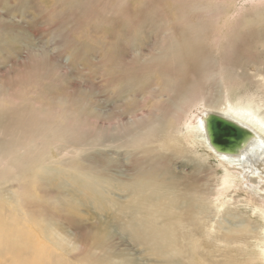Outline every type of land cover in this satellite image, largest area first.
Masks as SVG:
<instances>
[{
  "label": "rangeland",
  "instance_id": "rangeland-1",
  "mask_svg": "<svg viewBox=\"0 0 264 264\" xmlns=\"http://www.w3.org/2000/svg\"><path fill=\"white\" fill-rule=\"evenodd\" d=\"M227 101L251 102L264 117V0H0V105L9 109L0 118V147L31 145L26 159L35 162L25 172L27 182L34 183L36 202L46 196L51 204L45 221L29 218L15 228L24 240L12 228L6 231L17 250L0 248V264H20L34 239L27 232L37 233L39 242L52 225L69 242L59 251L71 264H157L130 238L127 217L115 213L112 222L137 176L133 165L143 161L141 171L162 179L187 177L185 186L198 180L216 203L223 167L206 148H188L171 132L174 114L185 135L190 114ZM137 128L143 138L130 133ZM141 146L150 153L138 154ZM44 153L52 161L48 173L37 167ZM145 160L164 161L149 167ZM76 175L84 182L76 183ZM102 177L109 188L96 187L95 178ZM21 185L14 183L5 200H18L16 209L30 200ZM219 200L222 213L211 210L205 225L230 230L241 223H224L231 213L257 226L263 237L264 204L253 208L237 187ZM203 226L194 230L202 246L222 249L215 238L202 236ZM97 236L104 243L95 248ZM56 241L43 239L46 249ZM246 247L254 250L253 244ZM89 251L91 259L85 257ZM52 261L43 258L41 264Z\"/></svg>",
  "mask_w": 264,
  "mask_h": 264
},
{
  "label": "bare ground",
  "instance_id": "bare-ground-1",
  "mask_svg": "<svg viewBox=\"0 0 264 264\" xmlns=\"http://www.w3.org/2000/svg\"><path fill=\"white\" fill-rule=\"evenodd\" d=\"M182 37H184V35ZM177 56H181V53ZM200 101L202 100L198 98V102ZM258 108V106L256 108L251 102L245 104H233L230 101H227V103L219 105L216 109H198V111L193 115L190 114L188 117L184 116L185 118L187 117L185 120V127L189 125L187 127L188 133L185 135H183L184 133H181L180 127H178V118L180 121V116L174 114L173 118L176 120L171 133H173L177 139H182L188 148H206L209 154L217 159L224 169V175L220 188L221 191L218 197H215L216 203L208 200V196H211V194L207 192V189L205 190L201 188L202 185H199L198 180L196 183H189L185 186L182 184V181L187 179V177H182L178 181H173L169 179V177L167 179H162L160 177H155L154 171H141L143 161L139 164L133 165L135 166L137 176L131 183L128 184L127 192L125 191L128 199L125 200L126 203L125 201L124 203H120L121 206H119L116 212L113 213L123 215L125 218L127 217L128 226L130 227L128 228L127 226V228L130 229L128 231L130 238H132V241L135 242V244H138V246H145V250H142L145 252V255H151L157 258L156 262L153 260L154 263L264 264V231H262L263 237H259L256 232L258 227L252 225L250 221L242 220L239 216L229 213V217L228 215L226 218V215L224 216L226 219L224 220V223H230L227 222V220H230L229 218H233L239 220L241 222L240 225L230 226V230H224L221 227H216L214 226L215 224L208 225L209 223H206L207 225H205L206 220H209L210 213L212 212L211 210L214 209L218 215L222 213L221 209L225 206V204L218 202L220 201L219 198H222L229 192H234L235 187H237L238 190L245 192V195L248 198V203H250L253 208L259 210L263 208L264 197L261 195V192L264 191V117L262 118L258 115L260 109ZM210 113L222 114L228 119L237 122V124L248 127L255 133V137L245 145L239 154L228 155L216 152L210 144L206 129V118ZM2 114L4 117L7 116L9 114V109L7 110L5 106L0 105V118ZM187 114L188 113H185V115ZM137 130L138 128L134 131H130V133L135 134L137 139L143 138L141 135L136 134ZM30 146L31 145L28 143L27 145L23 143L21 144V148H23L22 150H18L17 147H15L6 149L8 151H4L5 149L0 147V238L2 239L0 240V248L4 251H6L7 248H11L12 251L17 250L15 240L13 242L8 239L9 237H6L7 230L9 231L10 228H12L13 232L11 233H14L13 236L19 238L20 240H24V238L21 239L22 235L18 234L20 231L17 232L18 229L15 228L25 223L29 218L34 221H38L40 220L39 218H41V220L45 221V216L47 212H49V207L51 205L46 196H44V199L46 200L45 202L38 200V202H36V198L30 190V186H33L34 183L30 184V182H27L30 174L28 175L25 172L30 168V165L35 162V160L28 161L26 159L27 156L31 155L28 151V147ZM135 150L140 155L150 153V150L145 146H141ZM167 158L168 157H164L163 159L166 160ZM48 159L49 158L44 153V157L36 160L38 161L37 167L40 171L44 172L46 170V173H48L47 171L50 169L47 168L46 164L48 162H52ZM164 160H145L144 165L157 167L160 164L158 161ZM140 161L141 158L139 162ZM35 174L36 172H34L33 175L35 176ZM176 177L179 176L173 175L174 179H176ZM101 179H103V181H107V183L103 185V181ZM101 179L97 180L95 178L94 183L96 184V187H98V189H101L103 186L107 188L109 185L108 180L104 177ZM75 180L76 183H80L81 180L83 181L81 178L78 179L77 175L75 176ZM19 182H21L22 185L18 186V188L25 190L26 193L29 192L30 200L26 202L29 205H25L26 203L23 199L21 203L19 202L20 204H17L19 209H16L15 207L17 206L14 204L18 203V200L12 203L5 202V200L7 199V196L10 198L9 193L13 192L15 188L14 183ZM4 185L10 186L7 187L5 194L2 192V186ZM46 185L49 187V184ZM181 185L183 187H181ZM48 191L49 190H42L44 194ZM105 191L107 190L105 189ZM104 193L105 192L102 194L104 195ZM103 197L104 196H102V198ZM229 200L231 199L227 198V201ZM183 202H185V206L181 205ZM8 204L9 206L7 207ZM40 204H42V206H40ZM57 207L62 209L59 205ZM28 208H34L35 211L29 210ZM62 210H64V208ZM41 211L43 212L41 213ZM254 212L255 211L253 210V213ZM116 214L113 215L112 222L116 219ZM64 216H66L65 213ZM62 218L63 217L59 216V220H62ZM120 218H118V221ZM217 219L219 220L218 217ZM210 223H212V221ZM224 223L220 222L219 225L223 226ZM203 224L204 229H202V236L205 235V238H215L218 245H223L222 249L219 247V250H217V248H214L215 250H207L202 246L200 241L202 239L194 232V230L201 227ZM228 226L229 224L227 225V228ZM225 227L226 226H224V228ZM45 228L47 230L43 229V235L42 237H39L42 240L39 242L35 241V238L37 239V233L36 235L34 232L32 234L31 230L27 232L28 237H33L34 239H30L31 241L28 239L29 244L27 243L28 246L25 245L26 250L23 251L22 256L19 258V263L41 264L43 258L49 259V257H53V261L49 264H71L68 259L63 258L64 256H62L59 251L64 248L63 245L69 244L68 240L61 238L62 234L59 231L54 230V225H52V227L48 226ZM121 228H123V225H121ZM48 229L52 232L48 231ZM52 233H54L55 236H52ZM49 238L57 240L54 242L56 246L55 248H45L43 239ZM93 240L94 246L96 245L95 248L98 247L99 244L104 243V239L98 236L97 238H93ZM22 242H19V244ZM211 243H213V241ZM252 244L254 246V250H251V248L248 250V247L246 246ZM108 247H110V245ZM229 248L234 249L227 250ZM91 249L96 250L93 246ZM90 251L85 256L87 259L93 258V253ZM0 254H2L1 251ZM10 255L12 256V254ZM78 257L80 261L81 256L79 254Z\"/></svg>",
  "mask_w": 264,
  "mask_h": 264
},
{
  "label": "water",
  "instance_id": "water-1",
  "mask_svg": "<svg viewBox=\"0 0 264 264\" xmlns=\"http://www.w3.org/2000/svg\"><path fill=\"white\" fill-rule=\"evenodd\" d=\"M210 144L220 154L236 155L255 137V133L222 114L210 113L206 118Z\"/></svg>",
  "mask_w": 264,
  "mask_h": 264
}]
</instances>
